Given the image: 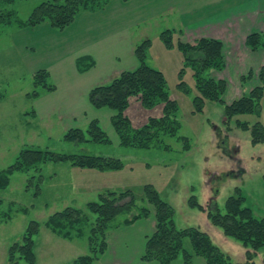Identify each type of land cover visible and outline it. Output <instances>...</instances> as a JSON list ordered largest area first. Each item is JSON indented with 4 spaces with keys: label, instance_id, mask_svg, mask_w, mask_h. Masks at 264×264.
Listing matches in <instances>:
<instances>
[{
    "label": "rangeland",
    "instance_id": "obj_1",
    "mask_svg": "<svg viewBox=\"0 0 264 264\" xmlns=\"http://www.w3.org/2000/svg\"><path fill=\"white\" fill-rule=\"evenodd\" d=\"M42 1L47 0L0 3L1 10L14 14L11 23L0 26V170L11 165L23 148L109 156L121 159L123 165L96 169L47 161L28 171L13 172L8 186L0 187V264H7L8 247L22 241L31 220L40 223L34 237L35 264L72 263L78 256L88 254L87 236L94 214L88 212L89 220L81 223L80 234L72 240L51 232L45 221L67 206L87 212L86 203L97 200L98 193L107 189L131 190L136 205L110 222L109 232L117 233L115 239L118 236L120 244L105 251L93 264H159L140 259L143 233L149 234L155 224L153 213L132 226L122 223L144 204L145 184H152L159 197L172 205L178 228L196 227L233 261H244L245 246L214 225L207 209L216 204L223 211L226 198L238 187L245 197L244 204L256 217L264 216V143L253 144L250 131L236 126L237 119L252 124L254 114L234 115L228 128L221 102L206 98L200 109L195 105L197 89L192 64L177 46L178 39L192 44L194 38L189 31L184 33L187 22L180 15L178 0H101L97 7L80 10L62 29L47 21L28 24L31 11ZM165 29L174 30L170 47L160 38ZM145 39L150 40L146 63L165 76L166 90L178 104V136L188 138V150L177 135L164 136L162 143L148 148L121 145L111 121L113 110L95 107L89 101L92 87L109 83L121 71L137 66L134 49ZM39 69L49 73L46 81L54 89L34 86L33 75ZM249 71L231 66L210 70L211 77L222 75L226 81L222 96L225 103L247 94L257 84L259 69L247 75ZM34 89L37 95L32 94ZM162 106L158 101L144 107L132 96L125 113L132 125L139 127L149 117L160 116ZM93 119L98 120L109 142L64 139L70 128L78 127L86 133ZM260 119L264 124V95ZM191 195L204 210L188 205ZM184 247L191 250L189 238L184 239ZM17 261L27 264L22 258ZM254 261L264 264V246L256 251ZM171 264H184L182 256ZM190 264L205 262L194 255Z\"/></svg>",
    "mask_w": 264,
    "mask_h": 264
},
{
    "label": "trees",
    "instance_id": "obj_2",
    "mask_svg": "<svg viewBox=\"0 0 264 264\" xmlns=\"http://www.w3.org/2000/svg\"><path fill=\"white\" fill-rule=\"evenodd\" d=\"M13 0H0V3H10ZM105 2L106 0H102ZM101 0H47L37 4L31 11L28 24L34 25L49 22L51 26L62 29L70 24L76 14L83 9L97 7ZM14 19L12 11L0 9V26L9 24ZM174 30L161 31L160 38L167 47L173 44ZM245 43L251 50L264 47V34L251 32L247 35ZM149 39L143 40L134 49L138 64L134 69L121 71L109 83L99 84L89 91V101L95 107L107 106L113 110L112 125L121 145L139 148H148L154 143H162L164 136H176L188 150L190 144L185 136H178L180 123L177 119L178 104L171 99L166 90V79L160 69L146 63V49ZM186 60L192 64V75L195 80L197 94L195 105L200 109L206 98L214 99L223 104L225 123L236 114L252 113L256 119L252 124L237 119L236 126L250 131L253 144L264 143V124L260 119L261 102L264 95V64L257 72V84L251 90L230 103L222 99L227 89L224 79L210 76V70H222L225 67L222 41L215 38L201 37L194 43L177 41ZM252 70L248 72L250 75ZM49 73L44 69L34 72V86H41L46 90L54 89L47 83ZM244 79L241 76V80ZM38 91L34 89L33 95ZM135 96L144 107H152L161 101L162 114L158 117H149L147 122L139 127L132 125L131 119L126 115L130 97ZM229 128V125L227 126ZM86 133L88 138L86 137ZM86 133L78 128H70L64 134V139L73 142L92 140L96 142H109L106 133L99 126L97 119L90 121ZM164 148H168L166 145ZM47 161L70 162L72 165L96 169H117L123 165L119 158L90 154L57 153L48 149L23 148L17 154L15 161L6 169L0 170V187L8 186L10 175L15 171H28ZM95 201L86 203V211L76 207L67 206L51 214L45 221V226L54 234L72 240L80 234L81 223L88 219V212L95 215L91 222L87 245L89 253L80 255L72 263L62 264H93L107 249V234L110 222L121 212H130L136 205V199L131 190L115 191L107 189L98 193ZM144 204L138 213L125 218L122 223L129 225L140 218L153 213L155 217L154 228L145 236L144 250L140 259L142 261H158L159 264H171L179 255L184 264H190L194 255L204 259L205 264H256L255 253L264 246V216L256 217L251 208L246 206L245 197L240 188H235L229 195L221 211L216 204L207 209L210 221L222 229V232L233 237L245 246L244 261H233L231 257L216 245L211 237L196 227L178 228L174 220V208L170 203L161 199L152 184L144 185ZM188 205L204 210L194 195L188 198ZM40 223L31 220L25 228L22 241L13 242L7 251V264H18L17 259L22 258L27 264H35L36 255L35 235L38 233ZM189 238L191 250L184 247V239Z\"/></svg>",
    "mask_w": 264,
    "mask_h": 264
},
{
    "label": "crops",
    "instance_id": "obj_3",
    "mask_svg": "<svg viewBox=\"0 0 264 264\" xmlns=\"http://www.w3.org/2000/svg\"><path fill=\"white\" fill-rule=\"evenodd\" d=\"M178 2L180 15L187 22L184 33L187 34L189 31L194 41L201 37L222 41L225 68L231 66L254 71L264 64V48L252 51L245 43L249 33H264V0H178ZM181 33L180 30V35ZM138 220L125 226H132ZM143 234L144 237L147 235ZM116 235L115 232L107 234L106 251L109 252L112 247L120 244V241H117L120 240L118 236L115 239ZM114 240L117 242L113 245Z\"/></svg>",
    "mask_w": 264,
    "mask_h": 264
}]
</instances>
